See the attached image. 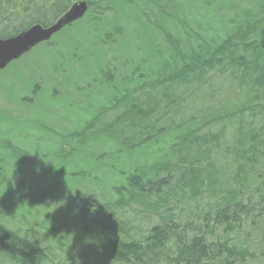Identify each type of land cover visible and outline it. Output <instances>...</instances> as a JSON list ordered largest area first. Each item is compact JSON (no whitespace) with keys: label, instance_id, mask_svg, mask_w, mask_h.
<instances>
[{"label":"trees","instance_id":"obj_1","mask_svg":"<svg viewBox=\"0 0 264 264\" xmlns=\"http://www.w3.org/2000/svg\"><path fill=\"white\" fill-rule=\"evenodd\" d=\"M74 1L0 0V37ZM86 1L0 72V264H264V0ZM41 58L48 78L14 90ZM217 68L240 90L211 104ZM24 177L62 208L21 206ZM127 207L155 221L134 234Z\"/></svg>","mask_w":264,"mask_h":264},{"label":"rangeland","instance_id":"obj_2","mask_svg":"<svg viewBox=\"0 0 264 264\" xmlns=\"http://www.w3.org/2000/svg\"><path fill=\"white\" fill-rule=\"evenodd\" d=\"M199 2H202V1H199ZM173 25H174L173 21L169 22L168 28L173 26ZM177 32H178V30H177ZM180 35H182V34H180ZM59 39L60 40H68L67 37H62V36ZM212 72L210 73L212 75L210 77V86H209V91H210V95H211L210 100L212 102L211 104H214L215 101L221 102L223 98H227L234 93L236 94V91L240 90L241 79H238V80L230 79L227 77L229 74L223 75L220 72L219 68H217L216 70H214ZM7 75L9 78H13V86H14V88H17L14 90H21L22 86L26 85V84H25V82L23 84H21L17 79L25 80V81H29V82L33 83V80L40 81L42 79L48 78L49 71L47 68V61L44 58H41L36 63V65L32 66V70L28 74H22L20 69L15 68L10 73H8ZM207 77H209V76H207ZM37 84L38 83H34L35 86ZM34 85H33V87H35ZM57 87H63V86L44 84V86L40 85L38 87V89L34 88V90H38L42 93H48V92H50V89H55ZM190 88L191 87H188V90ZM191 90H193V89L191 88ZM44 95L45 94H43V96ZM177 96H178V98H180L179 94ZM186 97L188 98V102H186V103L189 106L193 105L195 110H198V112H204L202 108L204 106H207V104H204L202 102L201 103H195L194 101L192 102V98L190 95H187ZM31 98H33L32 95H31ZM47 103H49V102H47ZM37 105L33 107V109H34L33 116H36V118H37L36 108H38ZM4 106H6V103L1 100L0 101V108L4 107ZM256 111L258 112V117L254 118V120L257 122L256 126H259V128L264 129V117H263L262 110L258 108V109H256ZM62 115H63V112H61L60 116H62ZM248 119H251L250 116L248 117ZM4 125H5V123L3 121L0 124V128H4L5 127ZM232 128H233L232 125H229V124L223 125L222 129L225 131L227 130L226 135H225L226 137H229L231 135V131H229L228 129H232ZM44 130L46 132H48L46 129H44ZM13 134L16 135L17 133H13ZM227 141H226V143H228ZM57 142H55L53 144H56ZM23 179L26 180V184L28 185V191L25 192V196L27 199H25L24 202L21 203V206L24 205V206L32 208V213L33 214L36 213L35 215H39V217H41L42 215H44L45 213H48L50 211L51 212L56 211L57 208L58 209L62 208L63 203L61 200L53 201V199L49 200L47 197H45L44 200H42L40 198V195L43 192L45 193L48 189L47 183H44V181L37 183L36 181H32L29 177H24ZM97 194H98V192H97ZM34 196L36 197L37 202H40L38 205L37 204L35 205L34 203H29V201H27V200H30V201L33 200L32 198H34ZM16 201L18 203H20L21 199L17 198ZM33 206L37 207V208L35 209ZM48 210H50V211H48ZM120 212H122L123 217L129 219L130 223L132 224L131 226H132V231L134 234L144 233L146 231V228L153 221H155L154 218L149 219V217H153V214H145L143 210L141 212L140 210H137V208H128L127 207L125 210H121ZM148 215H149V217H148ZM30 216H28V217H30ZM7 217L10 220L9 215ZM28 219H30V218H28Z\"/></svg>","mask_w":264,"mask_h":264},{"label":"water","instance_id":"obj_3","mask_svg":"<svg viewBox=\"0 0 264 264\" xmlns=\"http://www.w3.org/2000/svg\"><path fill=\"white\" fill-rule=\"evenodd\" d=\"M87 9L88 4L85 1H79L50 26L44 27L35 24L16 36L7 39L0 38V70L6 68L12 61L17 60L38 44L50 40L55 33L66 25L82 18Z\"/></svg>","mask_w":264,"mask_h":264},{"label":"bare ground","instance_id":"obj_4","mask_svg":"<svg viewBox=\"0 0 264 264\" xmlns=\"http://www.w3.org/2000/svg\"><path fill=\"white\" fill-rule=\"evenodd\" d=\"M261 47H262V50H264V43L261 45ZM176 94H177V93H176ZM181 103H182V102H180V103L178 104V106H176V107H179ZM137 212H138V211H137Z\"/></svg>","mask_w":264,"mask_h":264}]
</instances>
